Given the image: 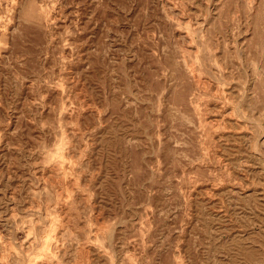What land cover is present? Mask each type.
<instances>
[{
    "label": "rangeland",
    "instance_id": "374dc122",
    "mask_svg": "<svg viewBox=\"0 0 264 264\" xmlns=\"http://www.w3.org/2000/svg\"><path fill=\"white\" fill-rule=\"evenodd\" d=\"M0 264H264V0H0Z\"/></svg>",
    "mask_w": 264,
    "mask_h": 264
}]
</instances>
